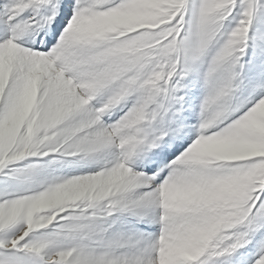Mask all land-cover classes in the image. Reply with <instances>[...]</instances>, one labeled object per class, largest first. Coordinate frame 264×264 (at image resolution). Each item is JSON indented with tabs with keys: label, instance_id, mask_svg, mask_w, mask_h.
<instances>
[{
	"label": "snow or ice",
	"instance_id": "6c2138e0",
	"mask_svg": "<svg viewBox=\"0 0 264 264\" xmlns=\"http://www.w3.org/2000/svg\"><path fill=\"white\" fill-rule=\"evenodd\" d=\"M0 264H264V0H0Z\"/></svg>",
	"mask_w": 264,
	"mask_h": 264
}]
</instances>
